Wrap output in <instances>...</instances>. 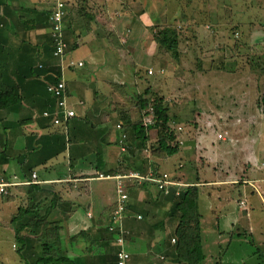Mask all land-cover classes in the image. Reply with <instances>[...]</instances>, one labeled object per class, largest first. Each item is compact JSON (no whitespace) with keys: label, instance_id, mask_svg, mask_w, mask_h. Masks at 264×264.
I'll return each instance as SVG.
<instances>
[{"label":"crops","instance_id":"obj_1","mask_svg":"<svg viewBox=\"0 0 264 264\" xmlns=\"http://www.w3.org/2000/svg\"><path fill=\"white\" fill-rule=\"evenodd\" d=\"M55 1L0 0V80L15 86L11 92L17 97L15 103L0 107V180L11 183L5 193H0V229L7 232L6 240L13 248L0 252V264H40L36 261L40 253L37 248L29 249L17 242L12 219L18 208L30 205L37 210V203H42L44 213L50 210L45 219L37 214L38 220L43 219L40 232L45 225L58 224L51 222L57 215L63 217L59 224L67 225L66 231L71 232L72 224L82 227L86 223L95 229L92 223L105 208L114 206L121 185L129 196L127 212L120 223V229L129 233L126 236L129 248L123 246L130 254L129 264H146L142 255L152 251H156V257L157 252L168 254L167 238L171 235L173 216L169 217L167 211L171 199L190 187H195L196 192L195 209L205 264H213L211 259L215 258L208 252L209 247L220 251L224 244L234 237L239 240L243 234L252 236L262 247L264 234L257 233L254 227L253 223L259 219L253 217V211L264 209V157L241 163V173L231 166H220L221 157L211 149L216 143L236 139L229 124H233L230 120L236 122L232 116H237L240 121L235 126L242 129L245 124H241V116L231 115L230 111L222 112L224 115L216 122L210 117L215 122L212 127L207 129L205 122L201 126L197 124L202 136L185 125L178 152L157 160L147 147L136 152L121 149V137L134 139V135L126 126L118 127L117 108L120 111V107H132L126 106L125 98L112 84L122 83L120 67L130 69L129 64L133 66L132 73L127 69V74H132V85L143 80L135 74L136 66L151 65V74L155 72L161 77L166 74L163 61L169 65L172 57L162 50L155 34L173 22L183 25L185 38L191 35V41L184 37L183 40L186 45L194 46L190 47L192 50L209 49L213 55L220 54V49H231L227 44L217 45L213 38L226 37L227 41L234 30L231 27L241 23L236 17L243 18L245 32L264 36V0H239L243 3L241 7L234 5L219 10L213 8L216 5L207 4L208 13L212 12L207 19H204L206 10H199L201 6L194 3L197 0H66L62 22L66 51L58 58L52 53L50 21ZM205 20L211 22V29L200 24ZM201 27L208 31L201 34ZM199 39L204 42L202 46L198 45ZM214 48L219 50L214 53ZM254 48L263 50L264 46ZM187 57L192 59L191 54ZM161 77H150L145 88L153 85L154 90L163 91L167 78ZM58 78L65 82L63 99L75 115L56 124L53 119L62 117V109L45 86ZM232 105L242 106V102ZM255 107H258L256 103ZM45 111L47 116L43 115ZM221 131L227 132V136L218 137ZM223 156V161H228L229 155L223 153ZM131 172L138 176H129ZM164 173L173 183L158 191L159 183L154 179ZM49 197V203L45 204ZM68 201L69 204H63ZM83 202L92 216L84 219L88 211L70 216L73 209L70 207L80 209ZM107 237L116 245V252L119 248L116 241L109 234ZM141 241L150 252L143 250ZM260 249L257 248L258 253ZM260 257L264 262V253Z\"/></svg>","mask_w":264,"mask_h":264},{"label":"rangeland","instance_id":"obj_2","mask_svg":"<svg viewBox=\"0 0 264 264\" xmlns=\"http://www.w3.org/2000/svg\"><path fill=\"white\" fill-rule=\"evenodd\" d=\"M232 1L233 0L231 1L219 0V2H217L216 0H197L194 3L198 6H201L199 10H206L204 19H207L208 17L211 18L210 13H212V12L208 13L209 6H207V4L216 5L213 8L218 7V10L227 7L231 8V6L233 7L234 5L237 8H239L243 4L238 2L239 0H235V3H233ZM173 3L175 8L176 2L173 1ZM254 8H256V6ZM236 18L237 21H241L242 23L243 21L242 17H236ZM173 20L176 21L177 19H173ZM200 22L199 23L201 25H205V27L207 28L209 27V29L212 28L210 24L211 22H208L206 20ZM241 23L239 24L236 23L235 25L237 27L235 28L231 27L234 30L233 32L230 33L231 35L228 34L230 38L227 39V41L229 43L226 41V37L225 39H223L222 42H220V40L217 39L218 36L217 37L215 36L213 38L214 42H217V45L220 44L222 47H224L225 46L224 44H227L230 46L229 48L231 49L223 50L225 53L223 58L227 57L225 59L221 58L219 53L213 55L214 57L212 56L210 58L189 59L187 56L190 55V53H193L192 48H194V46L186 45L187 43H185L184 40L191 41L189 37L191 35L188 34V36L185 38L186 34L183 35V29H182L183 25L181 24L174 25L175 24L174 22L170 23L169 25L171 27L174 26L178 29L175 30L178 31V34L180 35L179 51L181 54L178 63L174 64L173 60H171L170 64L168 65V63L164 60L162 66H164V68L166 69V74L162 77L160 74L155 72L154 74H151L150 72L151 70L149 69L150 67H152L151 65L150 66L140 65L139 67L136 66L135 74L137 71H140L139 75L141 78H143V80L141 83L135 81L136 84L133 82V85L131 84L132 83L131 73L133 72L132 70L133 66H131V64H129L130 69L128 67H125V69L124 67H120L122 71L119 77H121L122 79L121 84L125 87L127 93L129 92L130 95H132V97L136 99L138 92L144 91L145 88L144 85L150 83L149 80L150 77L152 78L161 77V79H163L167 75H169L166 77L167 80L165 82V85H163L165 89L163 91L159 90L158 92H156V94L158 96L159 94L162 95V97L164 96L163 98H165V104L168 106L169 109L168 112L171 115V117L173 116L174 119L181 118V120L175 119L172 122L173 127H175L178 130H181L180 135L181 134L183 135V127L185 129V125H187V127L190 126L195 130L194 131L195 134L202 136L203 132H200V130H198L197 124L201 126L202 122H205V126L208 129L209 127H212V125L215 124V122L218 121L222 115H224V113L222 112L231 111V115L236 114L241 116V124L242 123L243 125L245 124L242 129H237L235 126L236 122L240 121L238 119L239 117L237 116L235 117L232 116L233 119L235 118L236 122L234 120H230L233 122V124L231 123L229 124L230 130L235 132L236 139H234L232 142L229 143H227L228 141L216 143L214 144L216 147L211 146V149L218 152L219 156L221 157L222 161L220 162V166L222 167L231 166V168L240 170L242 173L243 164L241 163L246 161H254L258 156L264 157V114L263 115L261 114L260 108L258 109V107L257 108L255 107V102L252 104V102L256 99V97L259 98L258 95L257 96L255 95L257 94L256 87L259 83V80L257 76H253L254 74L251 75V67L255 66V62L258 61L259 59L258 57L260 56L263 57V60H261V63L259 61L258 62L262 65L261 66L262 69H264V49L260 50V48H254V47L264 46V38L262 39L260 38L264 36L259 34L258 32L248 34L247 31L245 32L244 27ZM238 27H239V31L236 30L238 29ZM203 31L206 32L208 30H205V28L203 27L199 28V32L201 34ZM210 33L213 34L212 32ZM183 37L185 38L184 40ZM203 44L204 42L201 39L198 42V45L202 46ZM183 53L185 54L184 57H183ZM219 60L220 62L218 63ZM209 61H211V63L213 64V66H211V69H209V65L207 64V62ZM229 61H231V63H229ZM190 63L193 64L202 63V65L201 67H198L199 65H193ZM127 69L129 71L131 70L130 74H127ZM260 75H262L261 80L262 78L264 79V74L261 73ZM249 77H251V81H249ZM141 84L143 85L141 86ZM233 102L235 104H237L238 102L239 103L242 102V106L235 105L236 107H234L232 105ZM126 103H127L126 106H128L129 103L127 101ZM244 104H246L245 107ZM237 108L238 110H236ZM120 109L122 108L120 107ZM117 111H119L118 108ZM210 117H213L215 122L212 123L209 119ZM151 119H152L151 114L145 117V121H150ZM249 125L250 127L248 129ZM217 127L218 125H216L214 128ZM220 134L223 135L222 137L227 136V132L225 133L224 131H221ZM223 153L229 155L228 161L227 160L223 161V159L225 158V156H223ZM215 154L217 155V153ZM155 156L157 160H162L163 158L162 155H159L157 153ZM263 162H264V158H263ZM162 170L164 169L162 168ZM156 187H158L157 188L158 191H160L159 189H162L161 187H159V185H157ZM117 194L118 195L116 198V202L114 203V209L112 210V212L113 211L115 212L118 209L119 205L123 204L124 209L121 214H123L124 217V215L126 214L125 212H127L126 210L129 203L128 202L129 196L126 193L127 194L126 199H122L121 194L119 193L118 190H117ZM255 196L257 197L258 194ZM121 199L122 201L125 202L123 203ZM49 201H50V197L47 198V200H45V204L49 203ZM64 203L69 204V201L68 203L63 202V204ZM41 205L42 203H37L36 206L38 207L37 210H35L34 212L33 209L32 214L29 216V218L27 215H25L26 217H23L22 221H25V219L28 218V222L29 221L31 222L32 220H34L32 216L37 218L38 215L44 217V219L47 218L50 215V210L48 214L44 213L45 209L42 208L44 210L43 212L41 209ZM47 207L50 208V205H47ZM76 207L75 206L70 207L73 208L70 209V213H69L70 216L74 217L75 214L77 215V213L84 211L86 214V212L88 211L86 215L84 216L82 215V216L84 217V219L91 217L89 212L90 210L86 208L84 202L82 208L77 209ZM257 207H259V205H257ZM65 208L67 211L69 210L67 207ZM202 208L204 209V207ZM112 212L108 210L107 212L108 214L103 215L105 217V219L104 218L101 219L103 224L107 223V220L109 216L112 214ZM15 214H17V211ZM253 217H257V219H259V221L256 219L257 221L253 223L255 225L254 227L257 233L262 232L264 234V209L262 210L258 208H256V210L254 209ZM53 218H56L55 220L51 221L53 223L57 222L59 224L63 220V217L61 215H57L56 217L54 216L52 217V219ZM34 221L36 222V220ZM20 222H18L19 225ZM41 222L42 221H40V223ZM176 223L174 222L172 225L170 224L169 228L174 229ZM58 224L56 225L57 229H54V224L46 225L45 229H47L49 233L51 231L53 233L52 236L54 238L56 237V235H59V239H57V242H58V246L60 247V252L62 253V255H66L73 258L74 257L79 258L80 264H113L114 263L113 255L114 253L116 255V252H114L116 245H113L114 243H112L110 241L111 239L107 237V235L109 234L107 231H103L100 228L90 229L91 227L89 226V224L86 223L82 227H79V225L72 224L71 225L72 230L70 232V229L68 227L67 228L69 229V231H66L67 225L64 227L63 225L61 226L60 224L59 225ZM114 224H115L114 225L115 230L113 234H115V236L117 237V235H119L120 227L116 225L118 224L117 221H114ZM3 230L4 228L0 229V235H1L0 252L13 250V248L9 245V241L6 240L7 232L4 233ZM67 232H70V235ZM81 232H85V233L81 234ZM86 233L88 234V236ZM170 234L173 235V230H171ZM26 236H29L31 239L33 238L35 239V237H33L34 235H26ZM239 237H240L239 240H237L234 237V239L230 243L224 244L223 248L220 251L218 250V248L216 249L213 247H209L211 251L208 252L210 254L212 252L213 255H215L214 259L211 257L212 258L211 262H213V264H264V262H262L263 259L260 257V253L262 254L264 253V244L262 247L259 246L256 242L257 240H255L254 242L252 236L250 235L244 236L243 234L240 235ZM176 242L171 240L170 237L168 242L169 245L166 243V245L170 247L169 248L170 253L169 254L164 253L166 256L162 257L164 255L163 252L162 253L157 252L159 256L156 257L155 255L156 251L155 252L152 251L151 253L150 251H148L149 250L148 246L144 245V241H141V247H143V250L146 253L150 252L148 253L149 255H145V254L142 255L144 256V261H147L145 263L146 264H182L181 260L177 256H175L176 252L174 246L176 245ZM125 243L127 244V241L126 239L123 238V242L117 243V246L119 248L122 246L129 248L128 244L125 245ZM32 244L33 243L30 242V246ZM139 245L140 244H138V246ZM257 248H261L259 251L260 253L257 252L258 251ZM218 254L220 255L218 256ZM199 264H205V258L202 261H200Z\"/></svg>","mask_w":264,"mask_h":264},{"label":"trees","instance_id":"obj_3","mask_svg":"<svg viewBox=\"0 0 264 264\" xmlns=\"http://www.w3.org/2000/svg\"><path fill=\"white\" fill-rule=\"evenodd\" d=\"M175 29L177 28L174 26H166L160 28L155 34V40L158 44H160L161 48L165 52H168L171 55L174 64H177L181 54L179 51L180 35ZM223 39L224 37L220 39V42H222ZM217 50H219V48H214L212 51H214L215 53ZM223 50L224 49L219 50L220 54L224 52ZM190 54L192 55V58L195 59L208 58L206 56L211 57L213 55L209 49L204 50L203 48H201L200 50H193V53ZM258 58V61L261 63L263 57L260 56ZM258 61L255 62V66L251 67V75L254 74L253 76H257L259 80V83L256 87V92L259 98L256 99L255 103L260 108L261 113L264 114V79L262 78L261 80L262 75H260L261 73L264 74V69H262V65ZM207 64L209 65V69H211V66H213L211 61L207 62ZM193 65H199L198 67H201L202 63ZM139 73L140 71L136 72L137 75H139ZM60 81L64 83V89L59 98L55 96L56 100L64 98L66 92L65 82L63 79L58 78L53 84H57V82ZM7 85L0 80V107L10 102L15 103L17 100V97L14 96L11 92L15 88V86L10 87V85ZM112 88H114L115 91L122 95L129 103V106L132 107L123 108L118 111V117L120 120V124H118V127H120L121 125L126 126L127 129L129 128V130H131V134L134 135V139H130L125 135L121 137V143L123 144L125 151L128 152L130 150H133L132 152H136L141 151L147 147L149 151H152L155 154L157 153L159 155H162L163 158L170 157L178 152L180 148V132L172 126V122L175 119L181 120V118L174 119L173 116L171 117L168 112V106L165 104V98H163L164 96L162 97V95H160L159 93L158 96L156 94V92L158 91L154 90L151 86H147L146 88H144L143 92H138L136 99H134V97H132L129 92L127 93L125 87L122 84L114 83L112 84ZM49 93L54 95L52 92ZM150 114L152 117L151 121H145V117ZM121 188L123 192H126L122 185ZM171 200L172 202L167 211V215L169 217L173 216V223H176L177 221L174 229L172 228L173 235L170 236L171 239L174 238L175 242L177 240L176 245L174 246L176 252L175 256H177L181 260L182 264H199V262L204 259V255L202 253L199 219L195 209V187L187 188L186 190L182 191L180 195L174 197ZM112 207L114 206L105 208L103 210V213L100 214L99 217H97L93 225L95 229L100 228L103 231H107L116 241V236L115 234H113L114 230L109 229L110 226L115 225L112 216H109L106 224H103L101 221L102 218L105 219V217L103 216L105 214V211L113 210L114 208ZM33 209L34 208L31 206L18 208L16 216L12 219V225L15 231L17 242H21V245L23 247L27 246L29 249L37 248L40 253L39 258L36 261H38V263L40 262V264H80L79 258L62 255L57 242V239H59V235H56V237L54 238L52 236L53 233L51 231L49 233L47 229H44L43 232L39 231L42 223H40V221H42L44 218L42 220H38L37 218L32 216L34 220H36V222L34 220L28 222V218L32 214ZM25 215H27L28 218H26L25 221H22V218L26 217ZM90 216H92L91 213ZM18 222H20V225L18 224ZM56 225L57 224H54V229H57ZM116 225L118 226L119 224ZM82 233L85 232H81V234ZM128 234V232H124V239H126V236ZM26 235H34L33 237H35V239H31ZM170 237L167 238L168 242ZM30 242L33 243L31 246ZM117 243L118 242L116 241V244ZM17 249H20V247ZM169 253L170 251L168 252V254ZM113 259V264H116L115 253L113 255Z\"/></svg>","mask_w":264,"mask_h":264},{"label":"built area","instance_id":"obj_4","mask_svg":"<svg viewBox=\"0 0 264 264\" xmlns=\"http://www.w3.org/2000/svg\"><path fill=\"white\" fill-rule=\"evenodd\" d=\"M66 12V0H56L55 1V5L54 8L50 14V21H51V29H52V34H53V49H52V53L54 56L56 57H62L66 48V44L65 41L63 39V35H62V22H63V17L65 15ZM79 65H81V62H78ZM64 89V83L62 81L57 82V84H53V83H47V90L49 92H52L54 94V96L56 97H60L62 92ZM58 106L62 109V117H55L53 119V121L58 124L61 121H65L67 120L69 117H73L75 115V112L72 108H68L66 106V103L64 101L63 98L59 99L57 102ZM44 116L48 115V112L45 111L43 112ZM151 121V120H150ZM148 121V122H150ZM218 137H222L221 134H218ZM122 150H124V146L121 147ZM131 177H136L138 176L136 172H131L130 174H128ZM35 174H32V177L35 178ZM100 176H102V174H100ZM121 176H119L118 178H120ZM155 181H157L159 183V187L164 188L169 184H172L173 182L171 180L168 179L167 174H162L161 178H155ZM11 184L10 182L4 181V180H0V193H5L6 192V188L7 186ZM119 193L121 194V198L122 199H126L127 194L125 192L122 191L121 186H119L118 188ZM121 199V201H122ZM123 203L125 201H122ZM243 203V202H241ZM124 209V205L120 204L118 209L112 214V219L114 221L118 222V227H120V222L121 219L123 217L122 211ZM138 217L140 218V216L138 215ZM110 230H115L114 226H110L109 227ZM124 232H128L125 231L124 229H120L119 228V235H117L116 237V241L118 243H122L123 242V238H124ZM172 240L174 241V238H172ZM129 260H130V254L129 252H127L123 246L120 247L117 252H116V264H129Z\"/></svg>","mask_w":264,"mask_h":264}]
</instances>
